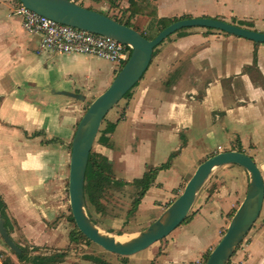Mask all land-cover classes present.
Instances as JSON below:
<instances>
[{
  "label": "crops",
  "instance_id": "crops-1",
  "mask_svg": "<svg viewBox=\"0 0 264 264\" xmlns=\"http://www.w3.org/2000/svg\"><path fill=\"white\" fill-rule=\"evenodd\" d=\"M72 1L84 6V0ZM145 1L156 6L157 18L209 16L230 22L234 17L264 32V0ZM15 3L0 0V196L13 222L11 238L16 233L31 245L59 248L68 234L63 198L71 141L88 94L105 89L119 65L89 54L40 49L39 37L26 32L14 14ZM85 3L128 20L137 31L152 19L130 15L128 0ZM62 91L80 93L84 99ZM122 101L118 113L114 107L106 114L115 123L108 134L110 145L96 143L94 150L111 161L118 179L128 182L169 161L157 172L137 212L160 214L197 165L219 151L241 148L264 181V43L202 27L173 33L157 47ZM228 166L234 167H217V177L209 179L210 174V183L205 180L191 207L194 212L171 235L172 249L169 241L160 244L152 261L144 264H197L218 242L227 213L242 197L235 188L248 179L243 167ZM233 168L242 170L239 178ZM248 234L249 243L231 259L264 264V228ZM133 260L139 258L126 264Z\"/></svg>",
  "mask_w": 264,
  "mask_h": 264
},
{
  "label": "water",
  "instance_id": "water-1",
  "mask_svg": "<svg viewBox=\"0 0 264 264\" xmlns=\"http://www.w3.org/2000/svg\"><path fill=\"white\" fill-rule=\"evenodd\" d=\"M18 1L26 8L52 20L114 38L131 47L128 59L119 68L110 84L91 101L79 119L71 141L67 190L70 212L78 231L110 253L120 256L133 255L166 237L186 219L199 189L215 168L235 164L247 171L248 187L224 233L204 262V264H227L234 250L259 217L264 201L263 177L250 155L238 150H225L206 157L197 165L181 193L164 212L124 243L117 242L109 235L101 234L100 229L87 215L84 200L85 170L103 118L141 79L150 63L154 48L168 36L180 29L202 27L242 37L255 43H264V32L219 18L188 16L171 22L149 39L134 28L72 0ZM62 93L76 99H84L80 93L65 91ZM0 236L9 249L14 253L20 252V248L8 234L1 215Z\"/></svg>",
  "mask_w": 264,
  "mask_h": 264
},
{
  "label": "rangeland",
  "instance_id": "rangeland-1",
  "mask_svg": "<svg viewBox=\"0 0 264 264\" xmlns=\"http://www.w3.org/2000/svg\"><path fill=\"white\" fill-rule=\"evenodd\" d=\"M17 2L18 1L16 0V3L13 5V10L15 9ZM78 2H80V1H77V3ZM85 2H86V0H84L82 2V4H84V7L87 6V4ZM114 11L115 10H111L109 12L114 13ZM100 12H102V11H100ZM147 23L148 22L143 23L144 24L143 27H145L143 29V32H145L147 35H153L156 32L157 28L156 27H150V22L148 24ZM143 24H141L140 26H142ZM123 63L124 62H122L121 64H123ZM121 66L122 65H120L119 68ZM119 68H117V69L119 70ZM102 90H105L104 87H100V89H98V92L94 91V92H90L88 94V99H87L86 103L84 104L83 113L81 114V116L84 114V112L86 111V109H87L88 105L91 103V101L96 96H98L101 93L100 91H102ZM120 101L114 106L116 109L115 111H117V113L120 111V109H118L120 107V105L122 106L124 103L123 101L120 103ZM113 108L107 113V115L110 114V112H112ZM107 115L105 117V120L101 122L100 128L105 127L106 123L108 121H110L108 119ZM98 135H99V133L97 134V136ZM95 144H96V139L94 141L92 150L95 149ZM68 147L70 148V145H68ZM223 167H234V166L223 165ZM218 169L219 168H215L212 171L211 177L209 179H211L213 177H217L216 173H218L217 172ZM220 169H223V168H220ZM233 169L235 171H237V172H235V176L239 178L238 173H239V171H242V170H239V168H233ZM207 180H208V178L206 179V181ZM245 181L246 182L243 184L242 188H240V184L235 188L237 192L242 191V197L238 198V200L236 201V206L232 207L229 210V212L227 213V215H226L227 216V219H226L227 225L230 221L231 216L234 213L233 210L234 209L236 210V208L239 206L240 202L242 201V199L245 196V193H246V190L248 187L249 179H247V180L245 179ZM208 183H210V180ZM67 186H68V182H67ZM135 192H136L135 187L130 185V184L125 185L121 188L116 187V186H112V187H110V189H108V191H106L104 197L101 199V202L103 203L104 211L102 213L97 212L96 210H94V208L92 206L86 205V202H85V209H86L87 215L88 216L90 215L95 222L94 224L100 230H102L104 233H106L107 235H109L111 237L112 236L113 237H121L122 236V237H126L127 239H130V238L136 236L141 230H143L147 226H149L156 218H158L164 212V211H162L159 214L158 211L150 210V211L146 212V214H143V213L137 212V210H136L133 214H128V211L132 205V200L135 196ZM63 203H64V212H63L64 213V225H65V228L67 229L66 231H68V234H66V236L64 235V237L62 239V245L59 246V248H53V247H49V246H45V245L37 246V248H35L34 245H31L30 243L26 242L27 240L25 241V239H23L19 234H16V233L14 234V238H12L14 240V242L18 245H22V246L27 247L29 254H31V255H34V254H50L52 256L56 253H62L63 252L65 255L64 259H63V261L58 262V264H94L93 262H91L90 260H88L86 258L89 255L100 257V258L108 261L111 264H126L130 258L131 259H138L139 258V260H133V262H131V264H144L143 261H145V260L146 261L147 260L152 261V259L156 255V252L158 250V246L160 244H161V246L162 245L164 246L166 241H169V243H171V241H172L171 235H174V233L177 234L179 232V227H181V225L185 224L183 221L178 227H176L173 231H171L166 237H164L163 239H161L159 241L154 242L149 247H147V249L142 250V251L134 254L133 256H120L117 254L110 253V252L104 250L99 245H97L93 242H87L86 240L79 238V237H78V240L71 241L69 233L75 232V225H74V222L70 221L68 218L69 214L71 212H70V208H69V197H68L67 188L64 190ZM193 212L194 211L191 208L189 213H193ZM10 223H11L10 231L12 232V229L14 227L12 220H10ZM227 225H226V227H227ZM252 228L255 231H258L259 229L264 228V206H263L262 211L259 214V217L256 219L255 223L252 225ZM225 229L223 230V227L220 228L219 239L222 236V234L224 233ZM248 233H249V231L246 233V235L242 239L241 243L234 250L233 254H235V252L239 248H243L244 245L249 243L251 237L249 236ZM202 238H204V236H202ZM205 238H206V236H205ZM172 244H173V242L170 244V249H172ZM0 247H2L1 249H4V250H1V251H3L2 253H5V255H8L14 259V264H24L23 262H19L17 260L14 252L8 248V246L4 243L2 238L0 240ZM233 254H232V256H233ZM244 257H245V255H244ZM241 259H243V256L240 257V260ZM149 261H147V262H149ZM204 262H205V258H204V256H202V258H200V260L196 263L197 264H204ZM239 263L240 262H237L236 259L230 258L228 260L227 264H239Z\"/></svg>",
  "mask_w": 264,
  "mask_h": 264
},
{
  "label": "trees",
  "instance_id": "trees-1",
  "mask_svg": "<svg viewBox=\"0 0 264 264\" xmlns=\"http://www.w3.org/2000/svg\"><path fill=\"white\" fill-rule=\"evenodd\" d=\"M128 2H129V6H128L127 10L130 11V15L143 14V15L150 16L152 18L150 21V27H156L157 28L156 32L153 35H147L145 32L139 31L143 36H145L146 38H149V39L154 37L158 31H160L162 28H164L165 26H167L171 22H173L179 18L188 17V16H182V17H174V18H168V17L157 18L156 6L154 4L148 3L145 0H140V1L128 0ZM89 9H91V8H89ZM101 13H103V12H101ZM104 14H106L109 17L119 21L120 23H123V24L130 26V23L128 22V20H123L122 18H116L115 16L109 15L107 13H104ZM230 22L233 24L239 25V26L247 27V28H250L252 26L251 22L246 21V20H237L234 17L232 18V20ZM186 29H188V28L180 29L174 33L183 34ZM207 30L213 31V29H210V28H207ZM167 38H169V36ZM158 46H156L154 48L152 55H154ZM137 83L133 87H135L137 85ZM132 88L124 94L122 99L128 98L130 96ZM105 117L103 118L102 121L105 120ZM114 127H115V123L108 121L106 123L105 127L100 128L98 131L99 135L96 136L97 137L96 143L102 144L105 146H109L110 145V138H109L108 134L114 130ZM237 150L242 151V149L239 147L237 148ZM168 165H169V161L162 163L161 165H159L157 167H149L143 172V174L140 177L134 178L132 181L128 182V181H123L121 179H118L115 176V173H114L113 167H112V163L106 156H104L103 154H101L95 150H91L89 157H88V162H87V166H86V170H85V178H84V200L86 202V205L92 206L94 208V210L102 213L104 211V207H103V203L101 202V199L104 197L106 191H108V189H110V187H112V186H116V187L121 188L125 185L130 184V185L134 186L136 189L135 196L132 200L131 208L128 211V214H133L137 210L141 199L143 198V196L145 195L147 190L150 188V186L153 184L157 172L160 169L166 168ZM234 211H235V209L233 210V212ZM0 214L4 220V226H5L8 234L10 235L11 223H10V219L8 218V216L5 212V204H4L1 196H0ZM191 214L192 213H189L187 215L184 222L190 218ZM89 217L91 218L93 223H95L90 215H89ZM68 218L70 221L74 222L71 213L69 214ZM74 225H75V223H74ZM69 236H70L71 241L78 240V237H79V238L86 240L87 242H91L80 231H78L76 225H75V232H70ZM18 247L20 248V252L14 253V254H15L17 260L19 262H23L24 264H58V262L63 261L64 256H65L63 252L62 253H56L52 256L50 254H34V255H31V254H29L27 247L22 246V245H18ZM35 248H37V246H35ZM2 252L3 251L0 250V264H14V262L11 260V257L8 255H5V253H2ZM209 252L210 251H207L203 255L205 260L208 256ZM86 258L88 260H90L91 262H93L94 264H111L108 261H106L100 257L93 256V255H89Z\"/></svg>",
  "mask_w": 264,
  "mask_h": 264
},
{
  "label": "built area",
  "instance_id": "built-area-1",
  "mask_svg": "<svg viewBox=\"0 0 264 264\" xmlns=\"http://www.w3.org/2000/svg\"><path fill=\"white\" fill-rule=\"evenodd\" d=\"M14 14L24 30L39 37V48L58 53L89 54L117 63L125 62L131 52L128 44L114 38L62 24L40 15L17 2Z\"/></svg>",
  "mask_w": 264,
  "mask_h": 264
},
{
  "label": "bare ground",
  "instance_id": "bare-ground-1",
  "mask_svg": "<svg viewBox=\"0 0 264 264\" xmlns=\"http://www.w3.org/2000/svg\"><path fill=\"white\" fill-rule=\"evenodd\" d=\"M100 233L101 234H105V235H107L106 233H104L102 230H100ZM113 237V236H112ZM117 242H126L127 241V238L126 237H113Z\"/></svg>",
  "mask_w": 264,
  "mask_h": 264
}]
</instances>
